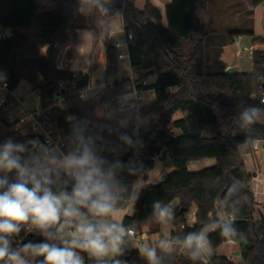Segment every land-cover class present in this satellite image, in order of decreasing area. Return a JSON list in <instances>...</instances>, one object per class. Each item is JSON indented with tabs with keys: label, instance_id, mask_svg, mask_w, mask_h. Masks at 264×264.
<instances>
[{
	"label": "trees",
	"instance_id": "1",
	"mask_svg": "<svg viewBox=\"0 0 264 264\" xmlns=\"http://www.w3.org/2000/svg\"><path fill=\"white\" fill-rule=\"evenodd\" d=\"M84 1L0 0V26L10 27L14 32L10 41L0 44V77L8 81L11 89L24 80L40 95L42 105L55 99L58 83L71 77L69 71L57 67L56 58L66 42L71 43V51L74 49L77 36L73 21ZM93 1L104 24L119 13L122 29L132 34L128 46L132 78L113 81L92 99L63 101L54 109V128L69 141L72 125L82 122L85 134L93 137L102 150L101 155L109 161L137 162L142 168V179L147 178L156 158L170 170L158 183L141 191L133 215H125L122 220L125 227L137 233L147 230L160 237V224L146 223L155 200L166 204L177 201L171 235L181 240L190 231L198 232L220 221L221 214L235 213L238 235L234 238L243 239L238 261L212 254L208 264H264V221L254 217L250 174L245 171L239 154L241 145L264 139V124L241 128L239 119L245 108L263 107L257 94L264 51L254 52L250 72L225 73L222 58L223 48L232 44L236 36L252 35V31L215 29L210 14L211 0H169L165 8L166 25L162 24L160 10L150 0H146L141 10L136 8L135 0ZM262 1L250 0L253 6ZM198 25H203L202 31ZM91 28L96 40L90 54V71L96 68L94 57L101 40L107 54L105 77L111 79L118 72V49L107 38L103 39L98 29ZM253 41L264 43L260 37ZM86 80L83 77L81 83ZM133 88L150 91L154 101L138 110L121 109L120 100L131 95ZM98 110L101 117L94 122ZM147 116L152 117L149 125L138 127L139 119ZM208 130L212 135H205ZM121 133L142 144L136 148L125 145ZM8 137L18 142L33 139L5 133L0 124V143ZM203 158H213L215 163L198 171L188 170L190 161ZM135 180L136 175L127 172L121 175V182L129 188ZM233 185L235 189L230 191ZM68 190L71 191L70 185ZM129 203L127 197L122 199L121 209H126ZM193 208L196 223L191 228H181L184 216ZM207 235L212 251L227 241L221 236L220 228ZM28 240L43 242V237L30 234L23 241ZM13 246L17 245L13 242ZM158 254L163 264H204L191 260L187 252L166 255L158 250ZM40 259L35 258V262ZM114 259L124 264H147L136 249L126 248Z\"/></svg>",
	"mask_w": 264,
	"mask_h": 264
},
{
	"label": "clouds",
	"instance_id": "2",
	"mask_svg": "<svg viewBox=\"0 0 264 264\" xmlns=\"http://www.w3.org/2000/svg\"><path fill=\"white\" fill-rule=\"evenodd\" d=\"M106 12L107 9L101 5ZM264 109L245 108L239 116L241 128L256 123ZM82 122L72 125L71 147L54 148L46 139L18 142L8 137L0 143V264H85L83 254L108 264L106 257L122 255L133 229L116 219L125 197L135 203L143 190L142 168L135 161L107 160L101 155L91 135H86ZM121 141L136 148L142 144L126 133ZM127 172L136 175L131 188L121 182ZM71 187V191L68 187ZM55 188V190H54ZM235 189L233 185L230 191ZM152 214L146 223L167 224L175 218V210L161 200L153 201ZM236 214L231 213L220 234L229 243L238 235ZM38 231L43 242L21 240L13 246V238L25 230ZM59 241V243L49 242ZM193 261H204L211 251V241L203 231H190L177 241ZM138 252L147 264H163L158 250L171 255L175 245L169 236L155 246L143 243ZM112 264H120L113 260Z\"/></svg>",
	"mask_w": 264,
	"mask_h": 264
},
{
	"label": "built area",
	"instance_id": "3",
	"mask_svg": "<svg viewBox=\"0 0 264 264\" xmlns=\"http://www.w3.org/2000/svg\"><path fill=\"white\" fill-rule=\"evenodd\" d=\"M123 6L124 5L122 4L121 11L123 10ZM124 34L126 39L123 42H112V45L116 49H118L117 59L119 61L124 59L129 60L128 46L132 41V34L129 32H124ZM13 36L14 32L12 28L0 26V44L10 41ZM241 38L242 37L240 35L236 36L233 40V43L230 45H233L234 53L236 56H241V54L243 53L248 59H250L252 64V61L254 60V52L257 50L264 51V49H258V43H255L253 40L248 45L242 44ZM69 62L70 61L67 59V57L64 56L62 61L59 63L58 68L69 71L71 73V77L58 83L55 89V99L45 105L40 104L38 106L35 105L34 107L24 106L21 99H19L15 95V89H11L9 87L8 81L0 77V124L3 132L8 134L10 133L14 136H32V140H39L41 142H44L46 139H50L54 148H60L64 150V148L66 147V142H64L63 140L59 141V132L54 128L53 125L52 116L54 113V109L59 108L62 102L67 99H78L82 101L92 99L106 85H111L113 81L120 80L115 79L114 76L111 79H106L104 72L105 70L95 76L94 72L90 71L91 62L89 61H86L85 65L83 66L82 60H78L77 65L73 67L70 66ZM230 66V64L227 65L225 70ZM261 68L263 69V74L261 75V77H259L260 84L257 97L260 104L263 106L262 109H264V87H262V84L264 83V62L262 63ZM83 77L87 78L85 83H81V79ZM129 77L132 78V75H130ZM131 95L132 98L128 99L126 97L120 100L121 109L128 110L134 108L138 110L141 107L142 103L145 100L142 93L133 88ZM35 96L36 99L41 102L40 95L36 93ZM26 128H29L30 130L26 132ZM171 136H173L174 138L175 132H172ZM248 143L250 145V148L249 151H245L244 157H246V159H253V172L249 173L250 190H252L251 193L253 195L255 204L261 207L264 206V177L258 172L255 157L259 150L264 147V139H254L248 141ZM169 203V205L172 206L174 210L177 209V203H174L173 201ZM230 214L231 213H225V219H220V221L218 220V222H216L215 224L205 226L203 231L208 234L209 232L219 228L216 225L223 224L227 219H229ZM208 217L209 219L212 218L211 215H209ZM184 220L185 221L183 222V224H181V228H191L196 223V209L193 208L189 213H187L184 216ZM127 228L133 229L131 227ZM133 231L134 237L128 241H131L133 244H135L136 250L143 243H152V245L155 246L160 239H167L170 236L175 245L174 252L177 253V255L186 254V250L183 249L181 245L176 243L177 241L181 240L178 237L169 234L166 237L161 236L154 238L153 235L149 234L147 230H143L141 233H137L134 229ZM30 234H35L36 236L41 235L39 232H36L34 230L30 233L27 230V226H25V230L22 231L19 236L14 237L13 242L17 246H19L21 240H24ZM233 241L234 242L232 243H229L228 240L226 242L229 244H236V238H233ZM82 255L84 256L85 264H96V261L89 258L86 254L82 253ZM210 255L212 254L209 253L205 258L206 264L210 263ZM225 256L229 261H234V254L232 252L230 254H226ZM105 259L107 260L108 264H112L114 257H106ZM202 262L205 264L204 261ZM33 264L38 263L34 260Z\"/></svg>",
	"mask_w": 264,
	"mask_h": 264
},
{
	"label": "rangeland",
	"instance_id": "4",
	"mask_svg": "<svg viewBox=\"0 0 264 264\" xmlns=\"http://www.w3.org/2000/svg\"><path fill=\"white\" fill-rule=\"evenodd\" d=\"M235 0H225V5H219L218 3H213L214 0H211V14L215 13V16L218 15V10L222 11L223 15L225 16L226 20L228 21V25L226 27V30L224 31H230V30H235L238 27V23H245V13H238L240 11V9H242V7H240L237 4H234ZM146 2V0H136V5L141 7L144 5V3ZM144 7V6H143ZM84 15L86 16V20L84 19ZM82 16V19H80V17ZM97 20H101L102 21V15L101 12L99 11L96 3H94L93 0H85L83 2V4L81 5L80 11L78 13V15L76 16V18L73 21V24L77 25V26H81V24H88L90 22H95ZM104 22V21H103ZM101 34L103 39L107 38V40H109V42H113V41H119V42H123L126 38H125V34H124V30L122 29V25H121V15L118 13L116 14L111 22H109L107 24V26L100 28ZM109 32L110 33V37H109ZM108 34V35H107ZM243 36V40H242V44L248 45L251 43V41L249 40V35H242ZM95 37V36H94ZM96 40V37L94 38V41ZM222 58L225 61L226 66L229 65L230 63H236L238 66V70L239 72H250L251 68H252V64L250 59H248L246 57L245 54H241V56H236L234 53V49H233V45H227L223 48V53H222ZM118 72L117 74L114 76L115 79H121V78H126L129 77L131 74L130 72V66H129V60L128 59H124V60H120L118 61ZM102 68V65L101 67ZM15 95L21 99V101L23 102L24 106L26 107H34L35 105L38 106L41 104V102H39L36 99V92L32 90V87L30 85H28V83L24 80H21L19 85L17 86V88L14 90ZM142 95L144 96L145 100L142 103V105H149L154 101V97L153 94L150 91H143L141 92ZM127 98H132V95H128ZM101 117V112L98 110L97 114H96V118L94 120V122H96L97 120H100ZM140 121H138V127L140 128H144L147 127L149 125V123L152 120V117L147 116V117H142L139 119ZM255 124H264V113H262L261 117L256 121ZM26 132L29 131V128L25 129ZM206 136H210L212 135V131L208 130L205 133ZM58 139L59 141L63 140L64 142H66V147L64 148V151H67L71 145L69 144V141L67 140L66 136L62 133H59L58 135ZM250 145L249 143H245L243 145H241L239 147V154L241 158H246L244 157V153L245 151H249ZM240 158V159H241ZM257 162L259 164V168L260 171L262 173H264V147H262L259 152L256 154ZM207 159H210L214 162L213 159L211 158H203V159H198V160H194L189 164V170L190 171H198L201 170L203 168H206L210 165H205V162ZM199 163V164H198ZM166 168H164L162 166L161 161L159 160V158H156L154 160V164H153V168L151 169V171H149L148 176L146 179H142L141 183L142 184H149V182L151 181H155V182H159L161 180V178L166 174ZM168 171V170H167ZM250 181V178L249 180ZM154 184V183H152ZM130 203L128 204L126 209H121L120 214L116 217L117 220L122 222L123 216L124 215H128L131 216L133 215L134 211H135V206L134 203L132 201H129ZM254 209H255V218H259L258 216V212L261 211L264 214V206L259 207L258 205H254ZM222 217H225V214H221ZM172 226V221H170L167 224H161V233L162 236H168L170 233V228ZM35 231V230H34ZM38 232V231H36ZM243 239L238 237L236 239V244H229L227 242L223 243L222 245H220L216 251H211V254H230L232 252V250H238L239 248V244ZM134 245L132 244L131 241H127L126 244V248L130 249L132 248ZM239 259L238 255H234L233 256V260L235 262H237ZM120 264H124V263H120Z\"/></svg>",
	"mask_w": 264,
	"mask_h": 264
},
{
	"label": "crops",
	"instance_id": "5",
	"mask_svg": "<svg viewBox=\"0 0 264 264\" xmlns=\"http://www.w3.org/2000/svg\"><path fill=\"white\" fill-rule=\"evenodd\" d=\"M150 1L155 7H157L160 10V12L162 14V17H163L162 24L166 25L165 8H166V5L169 3V0H150ZM213 3H218L219 5H225L226 6L225 0H214ZM234 4H237L240 7H242V9H240V11L238 13H245L244 16L246 17L245 18V23H240L239 22L238 26H240V27H238L237 29H245V30L252 31V35H249V40L251 42H252L253 38H256V37H258V38L260 37V38H262L264 40V0L260 4H258L257 6H253L251 4L250 0H235ZM135 6H136L137 9L141 10L144 5L142 6V8L137 6L136 5V0H135ZM219 10H222V9H219ZM219 10H218V13H217L218 15L215 16V13L211 14V7H210V14L212 16V20H213V23H214L213 24L214 28L218 29V30H221V31H224V30H226V27L228 25V21L226 20V18L223 15L222 11H219ZM86 16L87 15H84V19L85 20H86ZM112 18H110L108 21L111 22ZM81 19H82V16L80 17L79 20H81ZM108 23L104 24L103 21L97 20L94 23L90 22V23H88L86 25L82 24V23H79V24H81V26H77V25L73 24L74 25V33L77 36L74 49L71 51V43L69 41L66 42L65 44H63V46L61 47V49L59 51L60 53H58L57 58H56L57 67H58L59 63L62 61L64 56H66L67 59L70 61L69 63H70V66H72V67L77 65V63H78L77 61L78 60H82V65L83 66L85 65L86 61L91 62L90 54H92L91 51H92L94 38H95L94 34H93V30H92L91 27H95L96 29H98L99 33L101 34V31H100L101 26L102 27H104V26L106 27ZM121 25H122V21H121ZM200 26H202V30H203V25H198V28ZM199 30H200V28H199ZM110 33L111 32H109V36H110ZM241 37H242L241 38V42H242L243 36L241 35ZM257 48L258 49H264V43L257 44ZM70 51H71V53H70ZM106 55L107 54H105V48H104V46H103V44H102V42L100 40L98 42L97 51H96V54H95V57H94V63L96 65V68L93 70V72H94L95 76H97L100 72L104 71L105 64H106ZM101 65H102V68H100ZM230 65L231 66H236L237 67V72H239L238 66H237L236 63H230ZM211 159H213V158H211ZM213 160H214V162L212 160H210V159H207L206 161H204L205 165H207V166L208 165H210V166L213 165L215 163V159H213ZM241 160H242V162L244 164L245 171L247 173H252L253 172V164H252L253 159L241 158ZM192 161H194V160H192ZM192 161H190L189 164ZM255 161L257 163L259 174H262V176L264 177V173H262L260 171L257 159H255ZM188 167H189V165H188ZM167 170H166L165 173L170 171L169 169H167ZM188 170H189V168H188ZM152 183L156 184L158 182L151 181L147 185L143 184L144 185L143 189L145 187H147L148 185H151ZM173 202L177 203V201H173ZM124 216H123V218H124ZM220 219H225V217H222L220 215ZM173 221L174 220H172V226H173ZM172 226L170 228V233L169 234H171ZM160 230H161V224L159 225V234H158L161 237L162 233H161ZM153 237L156 238V237H159V236H155L154 235ZM133 245L134 246L132 248H130L129 250L136 249L135 248V244H133ZM236 251H238V250H235V251L232 250V253L235 255Z\"/></svg>",
	"mask_w": 264,
	"mask_h": 264
},
{
	"label": "water",
	"instance_id": "6",
	"mask_svg": "<svg viewBox=\"0 0 264 264\" xmlns=\"http://www.w3.org/2000/svg\"><path fill=\"white\" fill-rule=\"evenodd\" d=\"M199 28H200V31H201L202 30V26H200ZM150 72H152V71H150ZM224 72L225 73H228V74H230V73H236L237 72V67L236 66H230ZM262 87H264V83L262 84ZM258 215H259V219L261 221H264V215H263V213L261 211L258 212ZM235 255H238L239 256V251H236L235 252ZM126 259L128 260V258H126Z\"/></svg>",
	"mask_w": 264,
	"mask_h": 264
}]
</instances>
